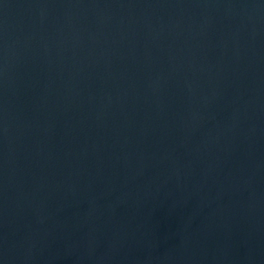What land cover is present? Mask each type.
<instances>
[{"label":"water","instance_id":"water-1","mask_svg":"<svg viewBox=\"0 0 264 264\" xmlns=\"http://www.w3.org/2000/svg\"><path fill=\"white\" fill-rule=\"evenodd\" d=\"M0 264H264V0H0Z\"/></svg>","mask_w":264,"mask_h":264}]
</instances>
